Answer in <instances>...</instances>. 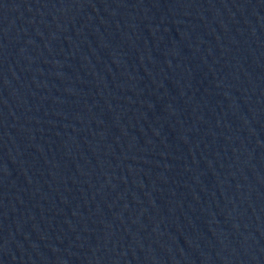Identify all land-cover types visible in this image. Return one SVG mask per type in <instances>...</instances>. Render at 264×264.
<instances>
[{
    "label": "water",
    "instance_id": "obj_1",
    "mask_svg": "<svg viewBox=\"0 0 264 264\" xmlns=\"http://www.w3.org/2000/svg\"><path fill=\"white\" fill-rule=\"evenodd\" d=\"M0 264H264V0H0Z\"/></svg>",
    "mask_w": 264,
    "mask_h": 264
}]
</instances>
